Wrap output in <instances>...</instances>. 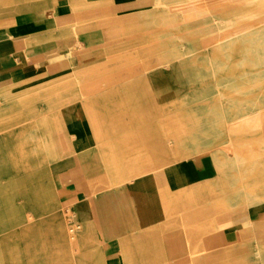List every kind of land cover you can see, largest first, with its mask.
<instances>
[{
  "label": "rangeland",
  "instance_id": "obj_1",
  "mask_svg": "<svg viewBox=\"0 0 264 264\" xmlns=\"http://www.w3.org/2000/svg\"><path fill=\"white\" fill-rule=\"evenodd\" d=\"M34 2L52 6L54 13L63 6L67 12L76 9L72 24L55 25L52 16L45 22V31L54 34L47 38H54L68 53L54 61L60 65L58 73L73 68L67 62L69 52H78V64L83 50L95 53L100 63L99 73L92 78L63 82L99 98L87 121L104 161L134 158L140 150L151 156L149 142H145L149 139L163 141L161 162L170 161L172 146L179 157H186L197 148V140L217 145L219 130L224 129L231 154L235 147L241 150L245 144L264 140V0H137L128 4L0 0V31L28 35L24 26H16L15 18L33 9ZM80 21L82 29L72 33ZM94 30L101 39L97 47L85 36ZM50 63L47 60L46 67ZM46 67L20 80L28 88L26 104L17 105L11 91L0 83V124L51 114L45 112L50 104L43 94L55 82L33 85L36 78L46 75ZM157 106L160 112H155ZM238 114L252 117L245 119L239 131L230 132ZM44 125L0 141V264H32L28 251L48 236L57 246L53 238L60 229L71 244L78 241L77 235L71 239L67 234L62 207L55 199L61 181L52 174L57 160L74 156L77 144H90L92 137L77 140L67 131L51 132ZM154 125L156 131L148 130ZM260 180L259 174L249 178L251 183Z\"/></svg>",
  "mask_w": 264,
  "mask_h": 264
},
{
  "label": "crops",
  "instance_id": "obj_2",
  "mask_svg": "<svg viewBox=\"0 0 264 264\" xmlns=\"http://www.w3.org/2000/svg\"><path fill=\"white\" fill-rule=\"evenodd\" d=\"M134 1L115 0L118 4ZM32 6L15 18L16 26H24L28 35L0 31V83L11 91L17 105L26 104L28 88L17 83L38 73L51 60L46 75L33 81V85L55 82V87L43 94L50 104L45 112L51 114L1 123L0 130L6 131L0 134V141L30 133L43 122L51 132L67 131L77 140L92 137L90 144H77L74 156L57 160L52 174L61 181L55 188V199L65 222V211L69 210L80 225L73 237L77 235L78 241L67 242L65 230L60 229L53 238L57 246L48 236L28 251L32 264H264V212L260 210L264 208V140L245 144L241 150L235 147V154H231L224 129L219 130L217 145L210 147L207 139L197 140V148L186 157H179L172 146L170 161L161 162L163 141L149 139L145 142H149L151 156L140 150L134 158L104 161L87 121L99 98L76 84L63 82L92 78L99 73L100 63L95 53L83 50L78 64V52H69L67 62L73 68L58 73L60 65L54 61L66 49L54 38L48 39L47 35L54 34H48L44 27L50 16L55 25L72 24L76 9L75 13L67 12L63 6L54 13L52 6L42 7L37 2ZM81 22L74 24L72 33L82 29ZM41 31L45 36L34 35ZM85 36L94 47L100 45L95 30ZM68 48L73 46L68 44ZM155 109L161 110L158 106ZM251 115H236L230 132L239 131ZM148 130L156 131V126ZM168 164L165 170L153 172ZM255 174L260 175V182H249ZM75 247L78 250L72 253Z\"/></svg>",
  "mask_w": 264,
  "mask_h": 264
},
{
  "label": "built area",
  "instance_id": "obj_3",
  "mask_svg": "<svg viewBox=\"0 0 264 264\" xmlns=\"http://www.w3.org/2000/svg\"><path fill=\"white\" fill-rule=\"evenodd\" d=\"M66 217H67V231L71 239H73L76 231L79 229L80 225L76 221L73 220L72 214L69 210H66Z\"/></svg>",
  "mask_w": 264,
  "mask_h": 264
},
{
  "label": "bare ground",
  "instance_id": "obj_4",
  "mask_svg": "<svg viewBox=\"0 0 264 264\" xmlns=\"http://www.w3.org/2000/svg\"><path fill=\"white\" fill-rule=\"evenodd\" d=\"M194 1V0H193ZM195 3V2H194ZM51 57V56H50ZM49 66H51V65H49ZM47 68V67H46ZM50 70H52V69H50ZM49 74V73H48ZM18 85H20L19 83H17ZM22 84V83H21ZM14 122V121H13ZM233 128V127H232ZM9 129H11V128H9ZM240 129V128H239ZM12 130V129H11ZM10 130V131H11ZM20 130V129H19ZM8 132V131H7ZM28 132V131H27ZM11 133V132H10ZM29 133V132H28ZM65 240H67V238L65 239ZM67 242H69L68 240H67ZM70 243V242H69Z\"/></svg>",
  "mask_w": 264,
  "mask_h": 264
}]
</instances>
